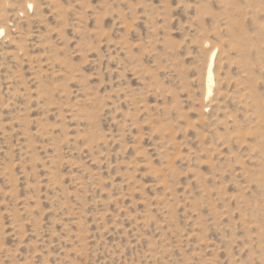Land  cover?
I'll return each mask as SVG.
<instances>
[{"label":"rangeland","instance_id":"1","mask_svg":"<svg viewBox=\"0 0 264 264\" xmlns=\"http://www.w3.org/2000/svg\"><path fill=\"white\" fill-rule=\"evenodd\" d=\"M0 264H264V0H0Z\"/></svg>","mask_w":264,"mask_h":264},{"label":"bare ground","instance_id":"2","mask_svg":"<svg viewBox=\"0 0 264 264\" xmlns=\"http://www.w3.org/2000/svg\"><path fill=\"white\" fill-rule=\"evenodd\" d=\"M213 57H214V51L211 53L210 55V63L207 69V73H206V84H207V92H206V96L208 97L211 93V86L213 84V73H212V67H213Z\"/></svg>","mask_w":264,"mask_h":264}]
</instances>
